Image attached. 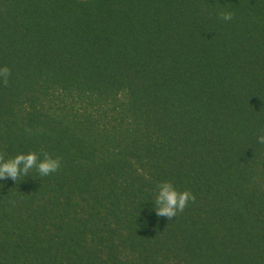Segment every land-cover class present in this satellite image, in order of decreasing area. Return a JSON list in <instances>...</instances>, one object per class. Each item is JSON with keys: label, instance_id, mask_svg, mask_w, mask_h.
Segmentation results:
<instances>
[{"label": "trees", "instance_id": "1", "mask_svg": "<svg viewBox=\"0 0 264 264\" xmlns=\"http://www.w3.org/2000/svg\"><path fill=\"white\" fill-rule=\"evenodd\" d=\"M3 66L0 153L61 165L0 180V264H264V0H0Z\"/></svg>", "mask_w": 264, "mask_h": 264}, {"label": "clouds", "instance_id": "2", "mask_svg": "<svg viewBox=\"0 0 264 264\" xmlns=\"http://www.w3.org/2000/svg\"><path fill=\"white\" fill-rule=\"evenodd\" d=\"M221 16L225 21H230L233 18L230 12L222 13ZM10 74L9 67H0V79L4 86L9 83ZM257 140L264 144V133L260 134ZM60 165L61 161L48 153L43 154V159H40L35 152L20 153L8 159L0 153V180L11 178L16 181L20 176H27L34 168L40 176H47L57 172ZM189 201H195V195L190 190L179 191L171 182H163L158 185L154 204L155 212L157 216L172 220L178 213L184 211Z\"/></svg>", "mask_w": 264, "mask_h": 264}]
</instances>
